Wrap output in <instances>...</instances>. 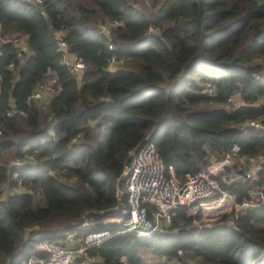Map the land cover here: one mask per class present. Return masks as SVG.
Returning a JSON list of instances; mask_svg holds the SVG:
<instances>
[{
    "label": "trees",
    "instance_id": "obj_1",
    "mask_svg": "<svg viewBox=\"0 0 264 264\" xmlns=\"http://www.w3.org/2000/svg\"><path fill=\"white\" fill-rule=\"evenodd\" d=\"M145 1L0 0V185L15 191H0V263L19 264L40 242H58L60 230L50 227L59 220L74 233L83 219L121 227L126 160L149 135L179 175L200 171L209 153L220 160L236 151L240 167L214 176L237 203H255L214 223L190 213L198 201L180 204L165 229L113 235L89 249L101 260L79 264H166L143 250L179 264H264V203L252 195L264 189V163L247 174L249 157L264 155V105L256 104L264 97V0ZM91 14L120 24L98 32L84 21ZM60 29L85 63L78 75L63 63ZM16 34L28 44L21 56L6 40ZM49 71L60 88L38 108L31 95ZM208 84L214 97L204 93ZM232 95L243 103L230 105ZM253 119L259 127L248 126Z\"/></svg>",
    "mask_w": 264,
    "mask_h": 264
},
{
    "label": "built area",
    "instance_id": "obj_2",
    "mask_svg": "<svg viewBox=\"0 0 264 264\" xmlns=\"http://www.w3.org/2000/svg\"><path fill=\"white\" fill-rule=\"evenodd\" d=\"M24 1L33 4L41 2V0ZM147 3L150 4V0H147ZM109 23L112 26L120 24L118 21L110 20ZM97 31L107 32L105 27L97 28ZM6 40L15 43L19 56L25 51L24 40L22 43L19 36L9 37ZM59 50L64 53L63 63L70 68L73 74H80L85 68V63L81 58L68 51V45L62 38L59 41ZM115 59V57L111 58V65L116 62ZM257 76L263 77V75ZM52 77L53 79L49 82L40 83L33 91L31 98L41 99L46 94L49 95L60 88L54 72H52ZM204 93L209 97H214L216 95L214 85L208 84ZM229 102L234 106L243 103L238 95H232ZM256 104L264 105V97L259 99ZM248 126L259 127L260 121L249 120ZM236 154V151H228L220 159L221 162H212L211 165L209 164L210 166H204L198 172L187 171L183 175H179L172 165L168 167L165 165L162 156L149 139V135L146 136L133 150V161L126 171V208L124 211L127 218L122 221L121 227L116 231L108 228L99 229L97 228L99 222L83 219L77 224L76 233L72 232L66 235V242L63 245L42 241L36 246L34 252L19 264H79L81 260L88 263L100 260L89 253L90 248L101 245L113 235L125 232H133L140 237H150L154 232L169 226L173 211L184 203L191 204L198 201L190 208V213L193 214L198 212L203 215L225 212L228 214L234 210L236 219L239 211L254 204L255 200L246 199L237 203L235 195L223 189L214 176L225 165H231ZM209 156L216 157L214 153H209ZM217 161L219 160L217 159ZM263 163L264 155L249 157L247 174L255 175ZM252 195L259 200L258 203H264L262 186L256 185ZM195 221L199 222L198 219ZM227 222L232 224L234 218L231 217Z\"/></svg>",
    "mask_w": 264,
    "mask_h": 264
},
{
    "label": "rangeland",
    "instance_id": "obj_3",
    "mask_svg": "<svg viewBox=\"0 0 264 264\" xmlns=\"http://www.w3.org/2000/svg\"><path fill=\"white\" fill-rule=\"evenodd\" d=\"M71 1H73V4H75L74 2H76V0H71ZM145 2H146L147 5H150L149 3H147V1H145ZM73 10L78 15H80V16L82 15L81 13H78V11L76 10V7L73 8ZM84 21H86L87 24L92 25V28H94V29L95 28H98L99 29V28L105 27V30L108 31V32H109L110 28L113 27L109 23V21H103V17H96L95 14H91L88 17L86 16V20H84ZM15 36H19L21 38L22 43H23V37L21 35L16 34ZM15 36H10V37H15ZM57 36H59V35H57ZM51 79H53L52 72H49L47 74V76L45 77V79L41 83H47ZM49 100H50V95H47V94L43 98L38 99V101H37L38 102V104H37L38 108H47L48 103H49ZM43 110H45V109H43ZM244 160H245V158H241V159L234 158V159H232V164L231 165H234L235 164L239 168L240 165H241V162L244 161ZM212 162L217 163V162H221V160L217 161V158L216 157H213V156L210 157L209 156V157H207V162L206 163L203 162L202 167L207 166V165H209ZM230 176L233 177V178H237L238 177L235 171H231L230 172ZM124 177L126 178V173H124ZM70 182L75 183L74 180H72ZM17 189L19 191H28L29 190V188H24V187H20V188H17ZM0 191H1V197L2 198H6V197H8V195H10V194H12V193L15 192L13 189L10 188L8 181H6V182H4V183H2L0 185ZM30 193L33 195V198L35 200V204H43L42 196L40 195V192H38L37 190H30ZM118 195H126V189L124 188V189L119 190V194ZM224 211H227V210H224ZM225 214H227V213L226 212L225 213H221V214L215 213L214 215L213 214H205V215L202 214V216H203V218L206 219V222L207 223H210V222L214 223V222L219 221V219L223 215H225ZM68 223H70V222L69 221H66V220H59V221L55 222L50 227L51 229H59L60 230V232H59V239L57 240L58 242H54V243H58V245H63V243L66 242L65 241L66 235L69 234V233H72V231H65L66 230L65 228L68 227ZM163 224H165V223H163ZM35 229H39L38 226L26 228V230L24 232V234H25L24 235V238L28 237V235L30 234V232L33 231V230H35ZM143 255L147 259L162 261V262H164L166 264H177L178 263V262H176L174 260H169L166 257H157V256H154V255H151L147 250H143ZM190 260L193 261V262H198V263L200 262L201 263V259L198 258V257H192V258H190ZM0 264H9V259H7V258L2 259V261H1Z\"/></svg>",
    "mask_w": 264,
    "mask_h": 264
},
{
    "label": "crops",
    "instance_id": "obj_4",
    "mask_svg": "<svg viewBox=\"0 0 264 264\" xmlns=\"http://www.w3.org/2000/svg\"><path fill=\"white\" fill-rule=\"evenodd\" d=\"M63 34H64V31L61 30V29L56 31V36L59 35V36H57L59 38H61ZM23 40H24V38H23ZM23 45H24L25 51H27L28 50L27 41L24 40V44ZM31 100H34V102H36L38 104V102H37L38 99L35 100V99L31 98ZM132 160H133V151L129 154V156H128L127 160H126V165H125V171H124V173H126L127 167L131 164Z\"/></svg>",
    "mask_w": 264,
    "mask_h": 264
}]
</instances>
